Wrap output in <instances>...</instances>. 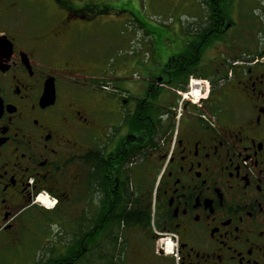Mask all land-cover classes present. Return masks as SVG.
<instances>
[{"label": "flooded vegetation", "instance_id": "obj_1", "mask_svg": "<svg viewBox=\"0 0 264 264\" xmlns=\"http://www.w3.org/2000/svg\"><path fill=\"white\" fill-rule=\"evenodd\" d=\"M198 1L136 80L83 45L130 0H0V264H264V0Z\"/></svg>", "mask_w": 264, "mask_h": 264}, {"label": "rangeland", "instance_id": "obj_2", "mask_svg": "<svg viewBox=\"0 0 264 264\" xmlns=\"http://www.w3.org/2000/svg\"><path fill=\"white\" fill-rule=\"evenodd\" d=\"M130 2L132 4L127 8L126 13L120 12L121 9H116L108 17L101 16L99 20H105L100 22L102 24L101 33L94 37L85 36L84 44H82L92 46V51L106 67H122L123 62L130 63V68L120 73L138 80L139 70L132 64L134 61L147 58L150 43L148 42L144 47L140 46V37L135 35L138 30L137 22L144 25L146 42L156 41L159 45L162 38V49L171 51L172 39L175 40V35H173L175 28L192 20V16L200 10V5L198 0H130ZM235 3L236 0H231V8H235ZM247 13V8H244L243 16L245 17ZM169 46L170 50H168ZM38 234L36 231V244H38ZM118 239L117 249L104 244L98 250L88 252L76 264H108L112 256L114 258L119 255L118 252L121 256V236Z\"/></svg>", "mask_w": 264, "mask_h": 264}, {"label": "trees", "instance_id": "obj_3", "mask_svg": "<svg viewBox=\"0 0 264 264\" xmlns=\"http://www.w3.org/2000/svg\"><path fill=\"white\" fill-rule=\"evenodd\" d=\"M139 211H136V212H133V214H132V216H131V218H132V220L134 219V220H138L139 219ZM149 220H150V215H149V211H147V216H146V223L149 225ZM119 236H120V234H119V231L117 230L116 232H115V234H114V236H113V239H114V248H116L117 249V241H119ZM88 242L90 243L91 241L88 239ZM113 248V249H114ZM119 251H121V249L119 248ZM88 252H90V249L88 250H86V249H84L83 250V252H82V257L84 258L85 257V255L88 253ZM119 253V255H117L116 257H114L113 258V256H112V259H110V261L108 260V264H113V260L115 259V264H117L120 260H121V256H120V252H118Z\"/></svg>", "mask_w": 264, "mask_h": 264}, {"label": "bare ground", "instance_id": "obj_4", "mask_svg": "<svg viewBox=\"0 0 264 264\" xmlns=\"http://www.w3.org/2000/svg\"><path fill=\"white\" fill-rule=\"evenodd\" d=\"M39 201L42 202V204H43L44 206H46V207H51V203L48 202L46 199H44V198H40ZM52 203H53V202H52ZM52 205H53V204H52ZM168 250H170V246H168Z\"/></svg>", "mask_w": 264, "mask_h": 264}]
</instances>
